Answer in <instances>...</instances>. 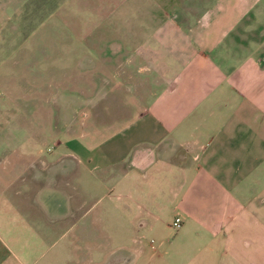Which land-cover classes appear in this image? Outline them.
Segmentation results:
<instances>
[{
    "label": "crops",
    "instance_id": "crops-1",
    "mask_svg": "<svg viewBox=\"0 0 264 264\" xmlns=\"http://www.w3.org/2000/svg\"><path fill=\"white\" fill-rule=\"evenodd\" d=\"M85 3L56 50L58 96L71 87L91 120L122 121L81 130L73 161L24 166L31 244L0 264H62L45 240L86 225L127 233L82 264H264V0ZM135 229L156 246L129 244Z\"/></svg>",
    "mask_w": 264,
    "mask_h": 264
},
{
    "label": "rangeland",
    "instance_id": "rangeland-1",
    "mask_svg": "<svg viewBox=\"0 0 264 264\" xmlns=\"http://www.w3.org/2000/svg\"><path fill=\"white\" fill-rule=\"evenodd\" d=\"M84 1L89 0H0V257L10 252L26 257L28 248L21 242L31 244L17 204L19 199L22 203L27 200L18 198L19 190L15 195L16 186H22L17 178L29 170L24 166L39 164L42 159L73 161L67 153L77 139L84 142L78 138L81 130L89 129L94 121H114V126L122 121L91 120L88 104L74 97L71 87L65 91L72 94L58 96L64 88L56 77V50L68 30L66 25H77L80 15L89 19V6ZM168 228L163 232L164 240L176 231L171 225ZM121 233L125 237L127 232L94 231L87 225L80 230L58 228L45 240L49 247L44 256H51L59 246L66 259L62 264L72 258L75 264H82L92 249L107 253L115 245V234ZM128 234L133 246L138 237L146 245L157 244L155 232L135 229ZM41 249L37 247L35 253ZM74 250L80 251L79 258L73 257L78 254Z\"/></svg>",
    "mask_w": 264,
    "mask_h": 264
},
{
    "label": "built area",
    "instance_id": "built-area-1",
    "mask_svg": "<svg viewBox=\"0 0 264 264\" xmlns=\"http://www.w3.org/2000/svg\"><path fill=\"white\" fill-rule=\"evenodd\" d=\"M181 222H182V218L180 215H175L171 221V226L175 229H177L180 225H181Z\"/></svg>",
    "mask_w": 264,
    "mask_h": 264
}]
</instances>
